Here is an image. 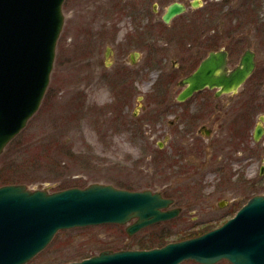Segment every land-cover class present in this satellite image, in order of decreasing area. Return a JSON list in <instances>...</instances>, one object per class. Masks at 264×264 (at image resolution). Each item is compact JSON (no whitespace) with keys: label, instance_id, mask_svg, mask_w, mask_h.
<instances>
[{"label":"rangeland","instance_id":"1","mask_svg":"<svg viewBox=\"0 0 264 264\" xmlns=\"http://www.w3.org/2000/svg\"><path fill=\"white\" fill-rule=\"evenodd\" d=\"M173 2L186 4L188 10L165 24L162 16ZM195 2L198 8L192 7ZM62 9L65 21L47 92L37 113L0 155V175L15 181L12 184L48 193L74 183L149 190L172 197L182 211L132 236L126 229L134 219L126 225L60 230L27 264H65L105 250H139V241L163 231L176 242L217 229L252 196L264 195V137L256 146L252 139L258 117L264 115V0H65ZM211 31L227 35L233 65L239 61L235 54L248 48L258 61L251 81L229 95L236 100L227 104L224 114L229 119L227 134L239 117L238 124L234 122L237 133L243 128L247 137L237 146L240 152L233 145L226 150L222 133L221 142L210 144H216L215 155L222 154L217 159H211L208 149L204 152L208 136L200 128L207 124L217 132L218 123L211 126L206 110L200 109L182 126L181 105L169 107L181 91L179 80L192 70L185 61L192 52L188 43ZM142 37L145 48L128 44ZM111 39L114 53L109 56ZM134 49L142 54L127 82L120 68ZM127 87L132 90L122 95ZM219 165L224 173L215 176Z\"/></svg>","mask_w":264,"mask_h":264},{"label":"water","instance_id":"2","mask_svg":"<svg viewBox=\"0 0 264 264\" xmlns=\"http://www.w3.org/2000/svg\"><path fill=\"white\" fill-rule=\"evenodd\" d=\"M65 0H0V155L39 110L47 92L64 26ZM197 6V3L193 4ZM185 11L174 2L163 16L169 23ZM227 53L213 52L195 73L180 82L183 101L206 87L236 93L255 70L247 50L229 71ZM263 119V118H262ZM259 125L255 139L261 137ZM172 199L152 191H130L92 184L54 193L23 184L0 187V264H27L60 230L102 224L126 225L134 235L156 223L175 219ZM264 264V195L252 196L217 229L149 250H105L65 264Z\"/></svg>","mask_w":264,"mask_h":264},{"label":"flooded vegetation","instance_id":"3","mask_svg":"<svg viewBox=\"0 0 264 264\" xmlns=\"http://www.w3.org/2000/svg\"><path fill=\"white\" fill-rule=\"evenodd\" d=\"M174 3V2H173ZM172 3V4H173ZM177 3H180V4H182V5H184V7H185V11L182 13V14H184L185 12H187V10H188V7L186 6V4H184V3H181V2H177ZM197 3V2H196ZM193 4H195V3H192V7H196V8H198L199 6H200V4L199 3H197V6H194ZM171 5V4H170ZM169 5V6H170ZM168 6V7H169ZM167 7V8H168ZM143 9H145L144 7H143ZM222 10V9H221ZM259 10V9H258ZM257 9H256V11H258ZM167 11V10H166ZM166 13V12H165ZM181 15V14H180ZM143 16V15H142ZM164 16V15H163ZM163 16H162V20H163ZM179 16V15H178ZM177 17V16H176ZM176 17H174V18H176ZM258 17V16H257ZM173 18V19H174ZM172 19V20H173ZM171 20V21H172ZM164 21V20H163ZM170 21V22H171ZM165 22V21H164ZM169 22V23H170ZM169 23H166L165 22V24H169ZM259 23H260V20H259ZM142 28V27H141ZM262 30H264V25H263V29ZM202 33H205V32H202ZM202 33H200L199 35H200V37H194L193 39H192V41L190 42V43H188V49H190L192 52H189V53H187V57L185 58V61H187V63L188 62H190V65H192L191 67H192V70H190V72H188L186 75H184L180 80H179V82H178V86H180V82L184 79V78H186L188 75L190 76L191 74H193V73H195L196 72V70L198 69V66H200V63H202L203 62V60H205L211 53H213V52H220V51H223V52H226L227 53V61H228V65H227V67L229 68V71L230 70H233V69H235L236 67H238L239 66V64H240V61H241V59H242V57H243V55H244V53L247 51V50H249V51H253V53L255 54V63H256V66H255V70L253 71V73L251 74V76L246 80V82H244V84L239 88V90L242 88V87H244V85L247 83V82H249V81H251V78H253V76H254V74H256V71L258 70V61H257V54H256V52L253 50V49H251V48H248V49H245L244 51H242V53L239 55V54H235V56H239V61H238V63L237 64H235V65H233V63H231L232 62V60L234 61V58H233V53L232 52H230L231 50H228V47H229V43H227L228 42V37H227V35L225 34V33H222V32H217V31H211V32H207V33H205V34H202ZM243 41V40H242ZM242 41H238L237 42V45H240V43L242 42ZM109 42V44H107V50H108V54L107 55H109V56H111V53H114L113 51H112V46L110 45V43L112 42V39H111V41H108ZM130 42H133V44H137L138 46H139V49H142V48H145V42H144V39H143V37H142V39H139V38H134L133 40H130L129 42H128V44H130ZM136 45V46H137ZM241 45H242V43H241ZM230 46H231V44H230ZM241 47V46H240ZM114 50V49H113ZM240 50V49H239ZM115 51V50H114ZM141 51V50H140ZM237 52H239V51H237ZM236 52V53H237ZM141 52H139V50H137V49H134V50H132V52H130V54H129V59L126 61H124L122 64H121V68H120V70L121 71H123L124 73H125V75H124V77L125 78H127L126 79V81L128 80V81H130V77H133V74H134V68H136V62H137V59L139 58L138 56H141ZM179 63L177 64L179 67H181L180 66V60L178 61ZM132 66V67H131ZM178 67V68H179ZM253 80V79H252ZM125 81V82H126ZM127 81V82H128ZM119 81H117V82H114L113 83V85H114V87H118L117 86V83H118ZM122 82V81H121ZM124 81H123V83H125ZM126 82V83H127ZM127 84H129V83H127ZM127 86V85H126ZM130 86H132V85H130ZM181 87V91H180V93H179V95L181 94V92L183 91V87L182 86H180ZM123 88V87H122ZM121 88V89H122ZM130 90H132V88H130L129 90H128V87H127V89L126 90H124V89H122V95L125 93V92H128V91H130ZM239 90L236 92V93H221V94H219V92H220V89H218V88H214V89H210L209 87H206V88H204V89H202V90H200V91H197V92H195L193 95H191V96H189L188 98H186L185 100H183V101H181V100H179V95L176 97V102L175 103H173V106H169V107H171L172 109H174V107L175 106H180V109L182 110V113H183V116H181L180 118H181V121H183L182 122V126H186V123L188 122L187 120L189 119L188 117H190V116H195V115H193L194 113L196 114V113H198L199 111H200V109L202 110V111H204V110H206V113H205V119L208 117V118H211V121H212V123L210 124L211 126L214 124V123H218V126L220 127V130L219 131H215V129L213 128V127H209L207 124V126L204 124V125H202L201 126V128H200V133L201 134H204V135H206V136H208V143H206L205 144V146L203 145L202 146V148L204 149V152L205 151H207V149L210 151V152H213V154L211 155V159H213V157L215 158V159H217V158H219L218 156H222V154L221 153H219V154H216L215 155V151H217V147H216V144L215 145H213V146H210V144H211V142L212 141H214V140H220V142H221V137H223L222 136V133H224L225 135V137H223V142L222 143H224L225 145H223L224 147H225V149L227 150L228 149V145H230V147L233 145V146H235V147H239V144H241L242 142L244 143V137L246 138L247 137V135H245V133H244V129L243 128H241V132H238L237 133V128H238V122H239V117H237V119L234 121V122H237V124L236 123H234L233 122V128H232V126H231V128H230V132H229V134H227V132H228V130H227V125H228V123H229V119H227V116L226 115H224V114H226V108H227V104H229V103H232V100L233 99H235L236 100V97H234V96H229V95H235V94H237L238 92H239ZM117 91H118V89H117ZM118 93V95H119V91L117 92ZM228 95V96H227ZM119 96H121V95H119ZM123 97V96H122ZM124 98V100L126 99L125 97H123ZM139 99H140V101L143 99V97H138ZM159 102L160 103H162V104H166L167 103V101H166V99L165 98H159ZM212 105V106H211ZM205 106V107H204ZM204 109V110H203ZM175 110V109H174ZM230 110V109H229ZM238 114V113H237ZM212 116H214V117H212ZM242 116V113H240V117ZM177 117H179V116H177ZM196 117V116H195ZM194 117V118H195ZM180 118H178V119H180ZM186 118H188V119H186ZM259 119H258V121H257V123H256V125H255V128H254V130H253V133H252V139H253V141H254V145L256 146V145H258L260 142H261V140L263 139V137H264V115H263V113L262 114H260V116L258 117ZM263 118V119H262ZM186 119V120H185ZM241 119H242V117H241ZM190 123H188V125H189ZM261 126L262 128L260 129L261 130V137H260V139L259 140H256L255 139V131H256V128H257V126ZM222 127L225 129H223L222 130ZM183 128H186V127H183ZM176 131H178V132H180L181 133V130H176ZM183 131H184V129H183ZM247 134V133H246ZM217 137H219V138H217ZM241 141V142H240ZM242 145V144H241ZM161 146H163V145H161ZM160 146V147H161ZM237 147V150L240 152V148H238ZM206 149V150H205ZM240 149V150H239ZM236 150V151H237ZM238 151H237V153H238ZM218 153V152H217ZM207 164H208V162H206ZM212 168V167H211ZM223 168H224V166L223 167H221L220 165L219 166H217V168H214V170H213V172L215 173L214 175L215 176H217L219 173H224L222 170H223ZM263 173H264V169L262 168L261 169V173H260V175H263ZM145 191V190H144ZM157 193V192H156ZM159 193V192H158ZM163 197H165V198H168V199H172L173 200V198L172 197H169V196H167V195H164V194H162V193H160ZM225 205H229V203L228 202H226V203H224ZM174 205H175V200L173 201V205H172V207L171 208H176V207H174ZM232 205H234V202L233 203H231V206ZM221 206H223V204H221ZM178 209H180V211H182L181 210V208H178Z\"/></svg>","mask_w":264,"mask_h":264},{"label":"trees","instance_id":"4","mask_svg":"<svg viewBox=\"0 0 264 264\" xmlns=\"http://www.w3.org/2000/svg\"><path fill=\"white\" fill-rule=\"evenodd\" d=\"M3 176L0 175V186H4V185H10L12 183H15V181H9V180H5V178H2ZM84 185L82 183H74V184H71V185H64V184H61V185H58L56 186V190L58 191H61V190H65V189H70V188H83ZM205 233V232H203ZM203 233H200V232H197V233H191L188 237H180L178 241H181V240H185V239H188V238H192V237H195V236H198V235H201ZM155 235V236H154ZM149 237H151L152 240H148L150 239ZM148 238L142 241H139L137 244L140 245V249L143 250V249H153V248H159V247H163L165 246L166 244L170 243L169 241V237L170 235H168L167 232H162V233H155V234H151ZM90 256H83L82 260L83 259H86V258H89ZM55 260V259H54ZM53 263H55L53 261ZM58 263V262H57ZM61 263V261L59 262Z\"/></svg>","mask_w":264,"mask_h":264}]
</instances>
